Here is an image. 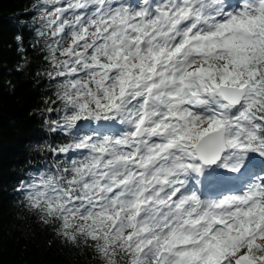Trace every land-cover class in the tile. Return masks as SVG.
Segmentation results:
<instances>
[{"label":"snow or ice","instance_id":"6c2138e0","mask_svg":"<svg viewBox=\"0 0 264 264\" xmlns=\"http://www.w3.org/2000/svg\"><path fill=\"white\" fill-rule=\"evenodd\" d=\"M32 12L50 139L22 209L94 264H264V0Z\"/></svg>","mask_w":264,"mask_h":264},{"label":"trees","instance_id":"16d2710c","mask_svg":"<svg viewBox=\"0 0 264 264\" xmlns=\"http://www.w3.org/2000/svg\"><path fill=\"white\" fill-rule=\"evenodd\" d=\"M33 3L0 0V264H94L91 256L63 246L20 204L19 182L49 155L44 141L50 137L36 113L51 92L46 80L37 81L41 56L30 47L32 33L20 23L31 20ZM21 34L26 51L16 40Z\"/></svg>","mask_w":264,"mask_h":264}]
</instances>
